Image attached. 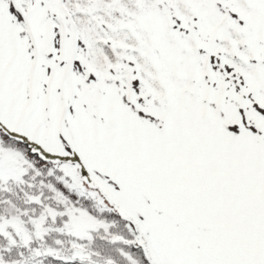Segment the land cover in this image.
Returning a JSON list of instances; mask_svg holds the SVG:
<instances>
[{
	"label": "snow or ice",
	"instance_id": "1",
	"mask_svg": "<svg viewBox=\"0 0 264 264\" xmlns=\"http://www.w3.org/2000/svg\"><path fill=\"white\" fill-rule=\"evenodd\" d=\"M0 264H264V0H0Z\"/></svg>",
	"mask_w": 264,
	"mask_h": 264
}]
</instances>
